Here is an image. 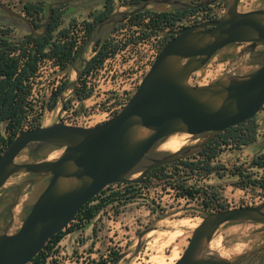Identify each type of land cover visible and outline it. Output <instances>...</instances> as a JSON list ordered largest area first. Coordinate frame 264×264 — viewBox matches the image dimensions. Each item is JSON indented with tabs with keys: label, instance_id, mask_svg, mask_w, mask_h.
I'll return each instance as SVG.
<instances>
[{
	"label": "water",
	"instance_id": "obj_1",
	"mask_svg": "<svg viewBox=\"0 0 264 264\" xmlns=\"http://www.w3.org/2000/svg\"><path fill=\"white\" fill-rule=\"evenodd\" d=\"M75 0H58L49 5L42 32L31 19L0 1V8L14 23L35 35L49 32L54 8ZM219 0L197 5L180 0H144L128 12L123 21L153 3L164 2L187 8L204 7ZM227 1L218 20H207L181 28L162 48L150 70L123 109L96 126L66 124L59 120L49 126L30 128L19 133L0 155V189L15 174L35 175L23 181L8 209L9 223L0 234V264H29L47 242L76 218L80 209L108 185L140 183L153 170L198 153L231 127L252 120L264 107V64L247 74L226 72L213 82L191 85V75L207 65L221 49L246 43L252 48L264 46V9L239 11L241 0ZM109 18H114L111 16ZM89 37L80 53L92 41ZM81 73L74 82L76 85ZM63 99V98H62ZM62 109L65 104L62 102ZM186 133L205 135L177 152L154 159L138 177L129 175L147 158L152 149L167 137ZM55 145L62 148L54 159L17 162L26 148ZM50 177L48 185L33 204L20 229L9 234L18 205L27 184ZM254 223L264 226V201L255 206L225 208L206 213L193 230L189 244L174 264H234L220 254L205 257L217 231L228 223ZM257 264H264L259 262Z\"/></svg>",
	"mask_w": 264,
	"mask_h": 264
},
{
	"label": "rangeland",
	"instance_id": "obj_2",
	"mask_svg": "<svg viewBox=\"0 0 264 264\" xmlns=\"http://www.w3.org/2000/svg\"><path fill=\"white\" fill-rule=\"evenodd\" d=\"M1 2L8 4L16 11H21L27 16L23 10V5L28 0H0ZM58 0H47L49 4ZM144 0H113V14L111 16H119L121 18V12H128L136 9L139 3ZM189 4H199L206 0H180ZM214 5H206L204 9L213 8H225L227 1L219 0ZM64 6V5H63ZM104 4L100 0H75L65 5L62 9V25L55 31V39H58L61 29L66 31L71 28L75 22H93V17L103 8ZM224 6V7H223ZM264 7V0H241L239 4L240 12H247L255 9ZM149 10L154 12L169 11L173 9V6L164 3L157 2L147 7ZM147 9V10H148ZM48 13L42 19V27L37 30L42 32L44 24L46 22ZM11 17L0 8V21L9 23L8 20ZM14 23L11 24V33L16 37H22L27 30L17 24L20 22L18 19H13ZM145 23L140 22L131 23L129 19L120 21L118 24H108L107 29L104 31L103 37L108 40H113L115 34L117 38L123 39L128 36L135 34L141 26L144 27ZM89 34V31H88ZM85 43V42H84ZM93 42H90L91 49H86L83 53H79V57L84 59L94 55ZM83 46V45H82ZM149 48L148 46L144 47ZM113 50V49H112ZM250 46L246 43L243 44H231L220 51L207 63L201 70L195 72L189 79L191 85H204L209 84L222 76L226 72L235 74H247L262 64H264V46H258L251 52ZM127 60L121 61V66ZM128 62L136 64V61L132 62V57L129 56ZM84 61H76L71 67L62 68V71H57L53 64L46 63L41 72L37 73V76L32 79L33 93L30 100L36 102V108H38L37 114L40 115L41 126H49L59 120V114L62 120L69 125H79L85 127L96 126L107 120H104V110L106 109L105 102H108L111 98L105 92L107 88V76H110V70H113L114 66L118 67V61L109 64L108 70L103 73L96 68H92L91 77L81 78L75 85L74 82L78 78V72L83 73ZM132 65V66H133ZM118 70V69H117ZM89 83H86V82ZM66 83L62 93H60L59 101L56 107L52 110L48 107V101L52 96V92L57 90L58 86ZM115 83V82H114ZM119 84L123 85L119 80ZM77 87L79 90L87 92L89 90L91 95L81 101L78 99L73 91ZM63 98V99H62ZM62 102L67 108L62 109ZM101 104V105H99ZM35 114V116L37 115ZM31 116V115H30ZM87 117V118H85ZM33 118V117H32ZM261 118V117H260ZM29 120V119H28ZM29 128V124L27 125ZM25 129V130H26ZM0 132L9 142V133L5 130V125L2 124ZM261 134L264 135V125L261 127ZM263 136H261L262 138ZM202 139V136L190 137L186 145H192ZM160 142L155 146L152 151L148 154L158 158L168 152L160 149ZM36 145H32L21 152L17 158V162H33L44 159L54 160L58 158L63 149L55 145L45 146L44 149H36L35 156L31 155V150L35 149ZM236 149V148H235ZM39 150V151H38ZM258 148L254 146L244 147L243 149H236L229 147L225 152L218 158L216 164H224L225 166H252V155ZM56 157H55V156ZM193 156L186 159L194 160ZM145 163V162H144ZM141 165V164H139ZM137 168L129 175V178L134 179L144 170L143 167ZM148 166V165H147ZM253 172L260 171L255 170ZM35 175L20 173L15 174L9 178L4 187L0 189V234L9 223L10 217L8 209L11 206L19 185ZM227 177L225 181L219 182L217 179L212 180V183L202 182L199 177L192 176L191 172L185 169V166L179 164L178 166L168 165L165 166L162 172H157L155 175L148 177L144 183L143 188L144 195L137 198H130L123 196L119 193L115 197V200L103 207L98 214V217L92 221L86 228H81L83 221L78 218V223L70 224L77 232L71 234V237H65L64 243L57 249L56 253L58 259L54 257V253L51 250L48 251V257L45 264H51L56 260L65 262L67 258L73 255H78L79 252H92V242L88 241L91 238H96L93 235V229L101 231L102 234L98 239L101 240L99 244V251L101 253L106 252L109 248H112V243L119 248L116 250V256L121 259L118 264H174L176 260L185 251L189 244V240L192 236L193 230L201 223L203 217L206 215L200 208L198 201L192 202L191 207H187L185 202L173 201L174 192L170 190L175 184L182 186L184 184L194 183L195 180H199L200 185L212 186L219 185V193L222 198L226 200L227 197L236 196L237 202L233 201V206L230 208L240 206H255L261 204H247L244 201L243 196L258 194L256 190L248 191L237 190L241 186H234L232 189H226L224 185H229L234 179ZM212 184V185H210ZM48 185L47 177L41 181L27 184L20 197L18 205L14 208V221L9 229V234L16 233L25 217L30 212L33 204L36 202L40 194L44 191ZM223 185V186H222ZM101 200V199H100ZM100 202V201H99ZM129 203V205H126ZM96 203H91V205ZM152 210V211H151ZM113 212L118 216L117 220H120L123 224V233L118 236L115 240L108 236V213ZM182 221L186 223L182 224ZM87 232L88 235L83 234L82 231ZM79 231V233H78ZM87 236V237H86ZM84 240L85 247L78 248L82 243L79 241ZM216 243V244H215ZM211 245L216 247V250L208 248L205 257L212 255L221 254L229 258L234 264H257L264 262V226L261 224L254 223H233L222 226L217 233L214 235ZM63 250L66 252L65 255H61L60 252ZM222 250V251H221Z\"/></svg>",
	"mask_w": 264,
	"mask_h": 264
},
{
	"label": "trees",
	"instance_id": "obj_3",
	"mask_svg": "<svg viewBox=\"0 0 264 264\" xmlns=\"http://www.w3.org/2000/svg\"><path fill=\"white\" fill-rule=\"evenodd\" d=\"M49 3L47 0H28L23 5V10L27 17H29L34 27L39 30L42 27V19L49 12ZM64 6L54 8V16L50 24V29L47 34L35 35L33 33L26 32L22 37H16L11 33V24L0 21V127L5 125V130L9 133V145L13 142L14 138L25 130V125L29 124V128L40 127V115L37 114L38 108H36V102L29 100L33 93L32 79L37 76L38 59L45 55H55L62 62L63 68L71 67L75 60L78 58L81 48L74 50L73 43L64 42L59 43L54 41L55 31H57L62 25V9ZM114 10L113 0H109L105 4V9L98 12L94 21L89 25V34L92 32L95 24L98 20L105 18L111 14ZM158 20H152L151 25L157 23L158 28L165 29L173 20H177L184 16V13L178 11H161L154 13ZM141 13L132 15L131 18H137ZM163 23V25H162ZM60 34L66 35V30L63 28L60 30ZM17 44L19 47L17 48ZM113 44L111 41L105 38H99L93 45L94 55L83 64V71L89 72L92 68L99 67L104 61L107 51ZM20 49V54L15 55L14 52ZM28 53L29 59L24 66L20 65L21 56ZM81 77V76H80ZM66 83L58 86L57 90L52 92L50 101H48V107L50 110L56 107ZM74 95L83 101L91 95V92H85L75 87L73 91ZM65 108L67 106L65 105ZM31 114H37L33 118L29 119ZM257 124L255 118L249 120L243 124L227 129L225 132L218 136V139L211 146L205 147L200 151L194 160L182 159L172 164L178 166L182 164L185 169L191 174L195 170L205 169L211 170L213 166H219L213 163V159L219 154L221 145H234L241 146L250 144L256 141L257 138ZM5 137L0 132V142H3ZM45 146H36L31 150V155H37L36 149H44ZM38 150V151H39ZM253 165L264 166V162L255 159L252 162ZM164 165L158 169L153 170L142 182L148 177L155 175L157 172H162ZM250 180L249 176H244L238 181L240 185H245ZM254 183L259 184L264 189V179L254 180ZM184 186V185H182ZM104 192V190L102 191ZM101 192V193H102ZM191 193V192H190ZM119 193H112L106 198H101L100 202L91 205L92 201L96 197L91 199L85 204L79 211L76 218H81L84 222L81 228H86L92 223V221L98 216L101 209L115 200V197ZM226 208V207H223ZM233 223H228L229 225ZM74 228L67 226L64 230L54 235L45 245V248L30 262L29 264H45L48 257V251L52 249V246L60 242L67 233L73 231ZM118 258V256H117ZM99 264V263H93Z\"/></svg>",
	"mask_w": 264,
	"mask_h": 264
},
{
	"label": "built area",
	"instance_id": "obj_4",
	"mask_svg": "<svg viewBox=\"0 0 264 264\" xmlns=\"http://www.w3.org/2000/svg\"><path fill=\"white\" fill-rule=\"evenodd\" d=\"M225 11L226 7L208 9L206 11L204 10L203 12L198 13L194 12L191 16V23L198 24L207 20H218L224 15ZM143 17L144 20L142 17L129 20L131 21V23L138 22V24L140 22L147 23L149 20H158V18H156V15L154 14H145ZM183 25L184 23L176 21L173 35H167L158 32L155 29L156 23L152 25H150L149 23V27L144 29H141V26H136L138 31L132 36H128L123 39L117 38L115 34L113 35V37L115 38L113 40H109L112 42L113 46L108 49L107 55L102 64L96 68V70L105 73L108 70L110 63L118 61V67L114 66L113 70L109 71L111 75L107 76V88H105L104 90L111 98L108 102H105L106 109L103 112L104 120L111 119L123 109V107L127 104L131 96L137 90L144 76L150 70L152 64L154 63L158 54L161 52L164 45L167 43V41H169L173 36L178 33V31L182 28ZM88 31L89 22H75L73 23L71 28L66 31V35L60 36L58 39H55V41L59 43L71 42L73 43L74 50H78L87 40ZM145 46H148L149 48L145 49ZM18 47L19 44H17V48ZM20 53V49H17L14 52L15 55H19ZM129 56L132 57V62L136 61V64L133 65L128 62ZM28 59V53L22 55L20 59V65L24 66ZM122 60H127V62L123 63V65L121 66L120 63ZM46 63L53 64L54 68L57 71H62V62L57 56L45 55L41 56L38 59L37 73L42 71L44 64ZM91 74V70L89 72H83L80 77V81L81 78L89 79L91 77ZM119 80L123 83L122 86L121 84H119ZM86 83L89 82L87 81ZM87 92L90 91L87 90ZM30 99L31 96L29 100ZM33 116H35V114H31V116H29V120ZM27 125H25V129L28 128ZM8 145L9 142L7 138H5L3 142H0V155H2L7 150ZM222 146L225 147V144ZM255 159H259L264 162L263 149L257 151L253 160ZM254 167L257 168L260 173L250 174V180L244 186L236 188V191L239 189H246L248 191L256 190L258 192V194L248 195L246 197L243 196L246 205L258 204L264 200V189L259 184L256 185L254 183V180L264 179V166L254 165ZM143 183L144 182L110 184L104 189V192H102V190V193L100 192L96 196L95 200H93L92 203H98L101 198H106L112 193H122L123 196L129 197V199L132 197L137 198L145 194V189L142 186ZM170 190L174 192L173 201L176 200L177 202H185L187 203L188 208L191 207L192 202L198 201L200 203L199 209L205 214L220 209H225L223 207L230 208L229 206H233V201H238V198L236 196H234V198H232L231 196H226L225 200L224 198H222L221 194L219 193V190H216L211 186L197 185L195 183L192 184L190 182H188V184H184V186H178L177 184H175ZM126 205H129V203H127ZM108 215V222L116 223L118 221V216H116L113 212H109ZM78 222V218H75L71 223L76 224ZM61 245L62 244L60 241L52 246V251L55 254L54 257L56 259L59 258L56 254L58 252L56 251ZM112 245V248H109L106 252L98 255L97 259L93 258L91 254L87 252H79L78 255H73L67 258L64 263L59 260H56L51 264H118L119 262H121V259L117 258L115 251L119 248H117L113 243ZM60 254L65 255L66 252L61 250Z\"/></svg>",
	"mask_w": 264,
	"mask_h": 264
},
{
	"label": "crops",
	"instance_id": "obj_5",
	"mask_svg": "<svg viewBox=\"0 0 264 264\" xmlns=\"http://www.w3.org/2000/svg\"><path fill=\"white\" fill-rule=\"evenodd\" d=\"M90 44V43H89ZM87 45L88 48L87 49H91V45ZM84 45V44H83ZM94 45V44H93ZM86 46V47H87ZM82 47V46H81ZM80 47V48H81ZM85 47V49H86ZM93 48V47H92ZM84 49V50H85ZM83 50V51H84ZM83 53V52H82ZM81 54V53H80ZM79 57V56H78ZM92 56H90L88 58V60H90ZM84 61V64L88 61L86 58L84 59L83 57H81ZM77 61V59L75 60V62ZM261 117V118H260ZM255 121H256V124L258 125L257 126V138H256V141L253 142V143H250V144H246V145H241L239 147L237 146H234L232 144L230 145H225L224 146H220L221 147V150L219 152V154L213 159V163L216 164L217 161H218V158L225 152V150H227L229 147H234V150L236 149H243L244 147H249V146H254L255 145V148H258L260 149L261 147L264 148V135L261 134V127L262 125H264V108L257 114V116L255 117ZM261 136H263L261 138ZM236 148V149H235ZM256 152V151H255ZM254 152V153H255ZM253 153V155H254ZM253 155H252V162H253ZM219 166H213L211 168V170H205V169H197L193 172L192 176L193 178L194 177H199V179H201L202 182H207V183H212L211 181L214 180V179H217L219 182H223L226 180L227 177H232L231 179H234V180H231L232 182L229 184V185H224V187H226V189H232L234 186H244V185H240L238 183V181H240V179L244 176H251L250 174H255V173H258V172H253L255 170H258L257 168L254 167V165L252 166H225L224 164H218ZM259 171V170H258ZM199 180H195V184L197 185H200L198 183ZM200 182V181H199ZM212 185V184H210ZM223 186V185H222ZM212 188L216 189V190H219L221 189L219 185L215 184V185H212L211 186ZM222 190V189H221ZM252 191V190H251ZM98 217V216H97ZM96 217V218H97ZM95 218V219H96ZM110 223V222H108ZM122 222L120 220H118L116 223H110V226H108V231L106 232L108 234L109 237H111L113 240H115L118 236H120L122 233H123V228H122V225L121 224ZM75 232H77V230H73L69 233H67L65 235V237H71L70 235L71 234H74ZM79 233V231H78ZM82 235L86 233V230L85 231H82L81 232ZM102 234L101 231H97L96 228L93 229V235L96 236V238H91L89 240V238H87V242L88 241H95V242H92V252H90L89 254H91V256L95 259H97V256L102 254L100 251H99V244L101 242L100 239H98L100 237V235ZM65 237L61 240V244L64 243V240H65ZM87 237V236H86ZM82 243L81 245L78 246V248H83L85 247L84 245V240H80L79 243ZM88 253V252H87ZM95 261V260H94Z\"/></svg>",
	"mask_w": 264,
	"mask_h": 264
},
{
	"label": "flooded vegetation",
	"instance_id": "obj_6",
	"mask_svg": "<svg viewBox=\"0 0 264 264\" xmlns=\"http://www.w3.org/2000/svg\"><path fill=\"white\" fill-rule=\"evenodd\" d=\"M103 4H104V6H103V8H102V10H104L105 9V4L109 1V0H100ZM183 2V1H182ZM213 5V4H212ZM139 6V5H138ZM173 6V9L172 10H174V11H178V12H181V13H184V16H182L181 18H178L177 20H173L169 25H167L166 27H165V29H163V30H161L160 28H158L159 27V25L156 23V27H155V29L158 31V32H161L162 34H167V35H173L174 34V26H175V23H176V21H179V22H182V23H184V25L182 26V28L183 27H186V26H189V25H192V23H191V16H192V14L194 13V12H196V13H198V12H203L204 10L206 11V9H204V8H206L207 6H204V7H195V8H185V7H183L181 4H179V5H172ZM137 8V7H136ZM148 8L146 7L144 10H142V11H140V12H138V13H141V15L139 16V17H137V18H143V20H144V15L145 14H154L155 12L154 11H152V10H147ZM209 9V8H208ZM207 9V10H208ZM260 9H264V7H261ZM101 10V11H102ZM169 11H171V10H169ZM113 14V12L111 13V14H109L108 16H106L105 18H102L101 20H98V22L95 24V26H94V28H93V30H92V32L90 33V34H88V38L89 37H91V40L90 41H92L93 43H95V41L97 40V39H99V38H102L103 37V34H104V31L107 29L106 27L108 26V24L110 25H112V27H113V24H118L119 22H116V20H118V19H120V17L119 16H114V18H109V17H111V15ZM137 14V13H136ZM135 15V14H134ZM155 15V14H154ZM132 16V15H131ZM131 16H127L126 18L127 19H135V18H131ZM94 17H95V15H94ZM94 17H93V21H94ZM125 18V19H126ZM157 18V17H156ZM124 19V20H125ZM151 21L152 20H149L147 23H145V25H144V27H149V23H150V25H151ZM162 25H163V23H162ZM174 37V36H173ZM172 37V38H173ZM87 38V39H88ZM86 42V41H85ZM250 49L252 50L251 52L253 53V50L255 49V48H252L251 46H250ZM81 57H78L77 58V61H81ZM194 74V73H193ZM192 74V75H193ZM81 75H82V73H81ZM191 75V76H192ZM191 78V77H190ZM75 89V88H74ZM264 108V107H263ZM262 108V109H263ZM257 116V115H256ZM205 135H203L202 136V138L204 137ZM217 139H218V137L215 139V140H213V141H211L210 143H208L206 146H204L200 151H202L205 147H207V146H211L213 143H215L216 141H217ZM261 149H263L264 150V148H260L259 150H261ZM199 151V152H200ZM198 152V153H199ZM198 153H196V154H194V155H192L193 157L194 156H196ZM257 153V151L254 153V155H253V158H254V156H255V154ZM154 159H156V158H154V156H149V157H147V158H145L140 164L141 165H139V167L141 166V167H143L144 169L147 167V165H150V164H152L153 163V161H154ZM145 162V163H144ZM47 179H48V182H49V179H50V177H47ZM210 257V256H209Z\"/></svg>",
	"mask_w": 264,
	"mask_h": 264
},
{
	"label": "bare ground",
	"instance_id": "obj_7",
	"mask_svg": "<svg viewBox=\"0 0 264 264\" xmlns=\"http://www.w3.org/2000/svg\"><path fill=\"white\" fill-rule=\"evenodd\" d=\"M191 135L186 133H177L167 137L162 144L159 146L161 150L166 152H177L182 147L186 146L188 139ZM55 156V155H54ZM56 157V156H55ZM182 224L186 223V221H182ZM216 244V243H215ZM217 247V246H216ZM215 245L212 246L210 243V249L216 250ZM222 251V250H221ZM222 254V253H221ZM220 254V255H221ZM223 256V255H221ZM225 257V256H223ZM227 258V257H226Z\"/></svg>",
	"mask_w": 264,
	"mask_h": 264
}]
</instances>
